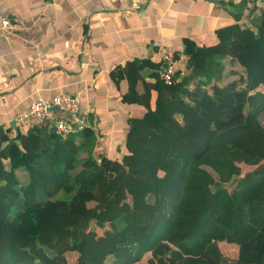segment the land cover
Here are the masks:
<instances>
[{
    "label": "trees",
    "instance_id": "obj_1",
    "mask_svg": "<svg viewBox=\"0 0 264 264\" xmlns=\"http://www.w3.org/2000/svg\"><path fill=\"white\" fill-rule=\"evenodd\" d=\"M242 16L216 44L184 38L170 85L149 58L115 69L143 90L123 95L137 109L121 160L97 156L91 127L0 146V264H136L163 242L199 264H264V11Z\"/></svg>",
    "mask_w": 264,
    "mask_h": 264
},
{
    "label": "crops",
    "instance_id": "obj_2",
    "mask_svg": "<svg viewBox=\"0 0 264 264\" xmlns=\"http://www.w3.org/2000/svg\"><path fill=\"white\" fill-rule=\"evenodd\" d=\"M262 11L264 0H0V22L11 23L0 30V146L28 129L15 118L33 99L69 92L91 111L97 156L121 160L127 120L137 109L123 95L131 84L143 90L137 78L118 82L115 69L135 58L159 63L161 47L155 43L178 53L179 68L188 59L184 38L216 44V30L235 22L237 14L250 21ZM157 98L153 89L152 108ZM223 243L239 255L237 241L220 240L222 251Z\"/></svg>",
    "mask_w": 264,
    "mask_h": 264
},
{
    "label": "built area",
    "instance_id": "obj_3",
    "mask_svg": "<svg viewBox=\"0 0 264 264\" xmlns=\"http://www.w3.org/2000/svg\"><path fill=\"white\" fill-rule=\"evenodd\" d=\"M0 30L8 29L11 26L9 19L3 18L0 22ZM161 47L159 56L160 78L166 84H172L178 71L179 59L176 52L159 43L154 44ZM58 107L59 110H53ZM16 122L20 125L32 128L39 126H54L57 136L66 138L71 133L91 127L97 131L94 119L91 117V111L83 108L79 98L69 92H61L51 97L45 98L38 96L33 99L30 107L19 113ZM102 158H99V162Z\"/></svg>",
    "mask_w": 264,
    "mask_h": 264
},
{
    "label": "rangeland",
    "instance_id": "obj_4",
    "mask_svg": "<svg viewBox=\"0 0 264 264\" xmlns=\"http://www.w3.org/2000/svg\"><path fill=\"white\" fill-rule=\"evenodd\" d=\"M118 223L123 224V221L120 219ZM223 244H227V243H223ZM223 244L222 247L224 248L223 249L224 253L225 254L229 253L228 254L229 256L232 257L233 255L234 257L237 253V250L234 249L233 252H227L225 248L226 246ZM229 248H231V245H229ZM137 264H194V259L185 256L174 245L168 242H163V244L158 248V250L154 254L149 256L147 255L145 259L143 258V260Z\"/></svg>",
    "mask_w": 264,
    "mask_h": 264
},
{
    "label": "water",
    "instance_id": "obj_5",
    "mask_svg": "<svg viewBox=\"0 0 264 264\" xmlns=\"http://www.w3.org/2000/svg\"><path fill=\"white\" fill-rule=\"evenodd\" d=\"M53 110H56V111H58V110H59V108H58V107H53ZM17 143H20V141H19V140H17Z\"/></svg>",
    "mask_w": 264,
    "mask_h": 264
}]
</instances>
